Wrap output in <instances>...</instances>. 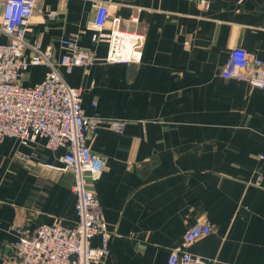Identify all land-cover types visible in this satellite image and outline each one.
Here are the masks:
<instances>
[{
    "label": "crops",
    "instance_id": "obj_1",
    "mask_svg": "<svg viewBox=\"0 0 264 264\" xmlns=\"http://www.w3.org/2000/svg\"><path fill=\"white\" fill-rule=\"evenodd\" d=\"M99 1L124 31L144 36L139 62L104 61L109 45L90 29ZM202 1L39 0L30 24L28 42L52 48L67 84L81 89L87 116L127 122L122 133L102 124L88 138L106 162L97 180L87 177L113 235L105 264H168L203 219L213 232L191 254L264 264V89L221 75L235 48L264 61V0ZM74 33L99 61L68 74L61 40ZM49 71L30 66L22 83L35 86ZM66 152L43 138L0 142V264L15 259L17 226L75 224L72 174L46 167H63Z\"/></svg>",
    "mask_w": 264,
    "mask_h": 264
},
{
    "label": "built area",
    "instance_id": "obj_2",
    "mask_svg": "<svg viewBox=\"0 0 264 264\" xmlns=\"http://www.w3.org/2000/svg\"><path fill=\"white\" fill-rule=\"evenodd\" d=\"M39 0H0V142L15 138L21 145H29L38 138L46 140L52 151L66 149L60 161L63 167L46 165L49 169L70 172L72 191L76 196L77 219L67 225L56 219L36 228L25 222L16 228L15 259L12 264H105L110 255L112 232L96 194L89 189L87 177L97 180L106 167L105 159L88 145L89 135L102 124L122 133L127 122L105 121L99 116H87L83 108L82 91L70 87L58 70L52 48L42 49L38 43L27 40L29 27L38 9ZM203 5H207L205 0ZM97 17L91 23L95 42H105L109 52L107 63H135L142 57L144 36L124 31L122 19L111 13L107 3L96 2ZM134 22L136 18H132ZM67 49L60 61L70 74L74 67H92L99 59L95 53L79 45V35L61 40ZM29 50V54H27ZM50 68L45 79L35 86L22 83L30 66ZM223 78L248 83L264 89V61L243 48L231 51ZM212 225L200 220L189 229L182 243L171 250L168 264H227L191 254L188 249L198 240L211 235ZM99 237V247L93 240Z\"/></svg>",
    "mask_w": 264,
    "mask_h": 264
}]
</instances>
